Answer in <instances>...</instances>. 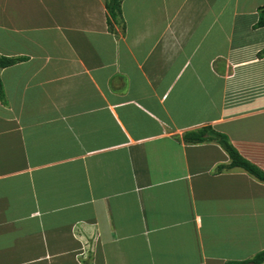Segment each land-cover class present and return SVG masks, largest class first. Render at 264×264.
I'll return each instance as SVG.
<instances>
[{
    "label": "crops",
    "instance_id": "obj_1",
    "mask_svg": "<svg viewBox=\"0 0 264 264\" xmlns=\"http://www.w3.org/2000/svg\"><path fill=\"white\" fill-rule=\"evenodd\" d=\"M0 0V264H226L264 249V0ZM264 264V262L260 263Z\"/></svg>",
    "mask_w": 264,
    "mask_h": 264
},
{
    "label": "trees",
    "instance_id": "obj_2",
    "mask_svg": "<svg viewBox=\"0 0 264 264\" xmlns=\"http://www.w3.org/2000/svg\"><path fill=\"white\" fill-rule=\"evenodd\" d=\"M121 0H105V7L107 11L108 25L120 24V8ZM258 26H264V9L259 11ZM22 57H8L0 55V69L12 65L20 61ZM0 101L7 104L4 87L0 78ZM184 140L198 143L204 141L217 142L228 154L229 162L224 165L228 168L239 167L247 171L249 174L255 176L261 181H264V170L243 157L238 150L232 145L228 136L225 133L215 130L212 126L207 125L199 129L188 131L183 134ZM264 262V249L256 252L251 258L240 261H229L226 264H260Z\"/></svg>",
    "mask_w": 264,
    "mask_h": 264
}]
</instances>
